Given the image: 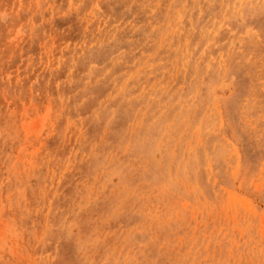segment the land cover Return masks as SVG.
Segmentation results:
<instances>
[{
	"label": "rangeland",
	"instance_id": "1",
	"mask_svg": "<svg viewBox=\"0 0 264 264\" xmlns=\"http://www.w3.org/2000/svg\"><path fill=\"white\" fill-rule=\"evenodd\" d=\"M0 264H264V0H0Z\"/></svg>",
	"mask_w": 264,
	"mask_h": 264
}]
</instances>
